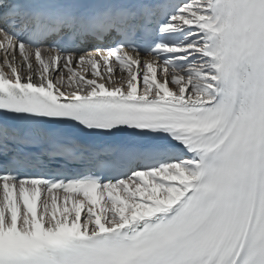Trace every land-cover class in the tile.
<instances>
[{
  "label": "snow or ice",
  "instance_id": "6c2138e0",
  "mask_svg": "<svg viewBox=\"0 0 264 264\" xmlns=\"http://www.w3.org/2000/svg\"><path fill=\"white\" fill-rule=\"evenodd\" d=\"M0 52V264H264V0H0Z\"/></svg>",
  "mask_w": 264,
  "mask_h": 264
},
{
  "label": "bare ground",
  "instance_id": "6f19581e",
  "mask_svg": "<svg viewBox=\"0 0 264 264\" xmlns=\"http://www.w3.org/2000/svg\"><path fill=\"white\" fill-rule=\"evenodd\" d=\"M17 56H18V58L21 59V61H22V57H19V54H18V53H17ZM142 56H143L144 59H147V60H150V59H151L150 56H147V55H144V54H142ZM2 63H3V54H2ZM86 67H87V66H86ZM102 70H103V68H102ZM5 72L8 73V74L10 75L9 70H8L6 67H5ZM84 74H85L88 78H92L91 75H90V72H85ZM24 75H27V73H24ZM65 76H67V72H65ZM118 78H119V73H117V74H115V75L113 76V80H118Z\"/></svg>",
  "mask_w": 264,
  "mask_h": 264
}]
</instances>
